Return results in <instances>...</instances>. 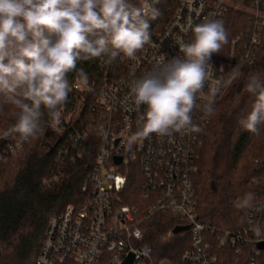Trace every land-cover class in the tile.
Instances as JSON below:
<instances>
[{
    "label": "built area",
    "instance_id": "1",
    "mask_svg": "<svg viewBox=\"0 0 264 264\" xmlns=\"http://www.w3.org/2000/svg\"><path fill=\"white\" fill-rule=\"evenodd\" d=\"M243 1L249 5H241V0H177L171 18L165 24L159 23L158 17L150 20V44L134 58H127L123 53L119 55L118 67L122 71L101 83L89 121L83 130L70 137L81 142L92 133L98 135L96 158L87 173L88 183L83 185V190H90L89 199L79 206L69 204L63 212L50 217L34 264H122L130 253L134 255L133 264H168L164 261L156 263L151 246L143 242L145 221L160 211L173 212L189 226L190 247L182 255L184 262L216 263L206 236L208 230L214 229L197 216L194 176L202 144L199 133L186 129L172 137L152 134L127 150L126 139L138 130L137 121L147 111L146 105L135 104L131 82L173 58L184 59L180 44L193 42L192 29L206 19L220 20L224 25L231 9L248 10L251 26L244 36L236 35L230 46L224 45L212 56L211 77L227 80L237 69V61L251 63L262 42L264 0ZM160 2L155 4L156 8ZM235 81L221 85L216 102L224 98ZM73 89L81 95L93 94L96 90L82 80H76ZM207 93L205 87L204 95ZM83 99L76 108L61 112L58 125L50 124L56 137L71 129L73 119L83 109ZM202 115L200 110H195L193 123L199 126ZM18 139L8 151L0 154V159L18 157L27 143L18 147ZM80 154L78 151L77 155ZM118 157L120 162L116 161ZM75 158L71 156L72 161ZM61 176V172H56L45 182H59ZM134 176L140 178L142 204L125 202L124 194ZM247 224L248 231L254 230L256 220L252 214H249ZM241 241L251 243L255 255L259 251L258 243L264 238L247 239L240 233L228 231L220 237L222 245L235 246ZM250 264H255L254 257Z\"/></svg>",
    "mask_w": 264,
    "mask_h": 264
},
{
    "label": "trees",
    "instance_id": "2",
    "mask_svg": "<svg viewBox=\"0 0 264 264\" xmlns=\"http://www.w3.org/2000/svg\"><path fill=\"white\" fill-rule=\"evenodd\" d=\"M131 3L139 7L143 0H131ZM176 4L177 0H161L159 23L170 20ZM241 5L248 6L249 3L241 0ZM250 18L246 9L229 11L224 21L228 33L225 47L230 46L236 35L247 33ZM118 58L119 55L111 63H105L106 58L80 61L68 74L70 98L61 112L76 108L84 98L83 109L73 119L71 129L56 137L50 128L52 122L45 114L41 133L25 144L18 157L0 159V264H34L50 217L63 212L69 204L79 206L89 199L90 190H83V185L88 183L87 173L96 158L98 135L92 133L81 142L70 137L83 130L89 121L101 83L122 71L118 67ZM236 68L241 73L238 80L224 98L215 103L214 114L199 121L202 144L194 176L197 216L214 229L208 230L206 236L216 256L215 264H250L252 257L255 264H264V249L254 255L255 247L249 242L241 241L235 246L220 242L226 231L240 233L247 239L264 236V123L258 125L259 134L247 131L240 123L255 101V96L245 87L248 78L258 75L264 80V30L253 61H237ZM76 80L92 84L95 93H76L73 89ZM17 111L0 95V154L8 151L19 137V134L3 136L16 123ZM71 156L76 157L74 161ZM56 172L62 173L59 182H45ZM137 178H130L124 194L127 204H142L141 182ZM249 193L253 194L251 207H239ZM249 214L256 220L254 226L261 229L260 235L247 230ZM184 226L185 221L170 211L157 212L145 221L143 242L151 246L156 263L191 264L182 260L190 247V231H175Z\"/></svg>",
    "mask_w": 264,
    "mask_h": 264
},
{
    "label": "clouds",
    "instance_id": "3",
    "mask_svg": "<svg viewBox=\"0 0 264 264\" xmlns=\"http://www.w3.org/2000/svg\"><path fill=\"white\" fill-rule=\"evenodd\" d=\"M158 2L143 0L137 7L131 0H0V95L18 109L17 121L4 138L19 134V147L37 137L45 114L53 124L60 123L71 91L68 74L78 62L106 58L105 63H111L121 53L134 58L150 44V20L159 15ZM192 31L193 42L180 44L184 59L173 58L132 80L134 102L146 105L147 111L137 121L138 130L126 139L127 150L152 134L201 132L193 123V112L200 110L205 119L212 116L221 85H230L241 75L234 69L227 80L211 77L212 56L228 43L222 21L206 19ZM245 87L255 101L240 123L259 134L264 80L252 75ZM252 199L249 193L238 206L251 207ZM254 231L261 234L259 226Z\"/></svg>",
    "mask_w": 264,
    "mask_h": 264
},
{
    "label": "water",
    "instance_id": "4",
    "mask_svg": "<svg viewBox=\"0 0 264 264\" xmlns=\"http://www.w3.org/2000/svg\"><path fill=\"white\" fill-rule=\"evenodd\" d=\"M69 98H70V95H68V99H67V102L65 103V105L68 103ZM65 105H64V106H65ZM116 161H117V162H120L121 159L118 157V158H116ZM188 229H189V226L177 227V228L175 229V231H176V232H179V231H184V230H188ZM257 248H258L259 250H263V249H264V241L258 243ZM133 262H134V255H133V253H130V254L126 257V259L123 261L122 264H133Z\"/></svg>",
    "mask_w": 264,
    "mask_h": 264
},
{
    "label": "rangeland",
    "instance_id": "5",
    "mask_svg": "<svg viewBox=\"0 0 264 264\" xmlns=\"http://www.w3.org/2000/svg\"><path fill=\"white\" fill-rule=\"evenodd\" d=\"M261 237H263V238H264V236H261Z\"/></svg>",
    "mask_w": 264,
    "mask_h": 264
}]
</instances>
